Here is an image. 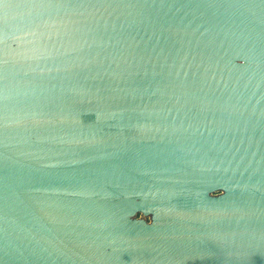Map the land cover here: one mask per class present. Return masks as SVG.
<instances>
[{"label":"water","instance_id":"water-1","mask_svg":"<svg viewBox=\"0 0 264 264\" xmlns=\"http://www.w3.org/2000/svg\"><path fill=\"white\" fill-rule=\"evenodd\" d=\"M0 264H264V0H0Z\"/></svg>","mask_w":264,"mask_h":264}]
</instances>
